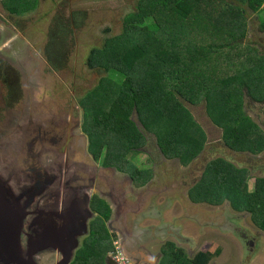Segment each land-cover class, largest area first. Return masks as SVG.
I'll return each mask as SVG.
<instances>
[{
    "label": "trees",
    "instance_id": "16d2710c",
    "mask_svg": "<svg viewBox=\"0 0 264 264\" xmlns=\"http://www.w3.org/2000/svg\"><path fill=\"white\" fill-rule=\"evenodd\" d=\"M36 3L1 0L10 17L30 13ZM247 11L256 15V31L264 39V0H137L119 35L87 58L88 69L101 76L79 101L82 133L94 160L127 175L136 187L150 175L137 171L127 157L138 155L147 142L165 161L186 168L207 143L186 108L199 105L221 131L225 148L261 154L264 134L245 111L264 105V57L244 45ZM67 33V26L51 28L45 59L55 70L67 64ZM249 180L247 170L218 158L205 166L187 199L213 207L228 203L236 213H248L264 232V178L254 180L253 192ZM97 206L102 220L72 264H103L112 252L102 224L108 210L99 201ZM218 254L201 252L189 261L166 250L160 264H208Z\"/></svg>",
    "mask_w": 264,
    "mask_h": 264
},
{
    "label": "rangeland",
    "instance_id": "374dc122",
    "mask_svg": "<svg viewBox=\"0 0 264 264\" xmlns=\"http://www.w3.org/2000/svg\"><path fill=\"white\" fill-rule=\"evenodd\" d=\"M136 1L37 0L34 10L22 17H10L8 13L3 12L0 8V56L9 61L8 63L20 74L23 87L21 107L13 111L16 120L12 122L10 115H6L4 118L5 122L8 118L7 124L12 122L11 129L4 130L5 134L3 133L2 137H5V140L9 139L12 142L21 138L18 135L23 133L27 121L19 116L18 112H23L27 108H30L24 112L28 114L27 117H38L45 123L64 124L71 119L73 123L80 121L81 112L78 102L94 89L101 77L88 69V55L92 49L101 48L108 38L119 35L122 20L126 15L133 13ZM246 15L249 26L244 45L248 44L260 56L264 57V47L261 46L264 45L263 35L256 31L259 21L256 15L249 11ZM56 26H67L69 33L65 37L67 64L55 70L46 62L45 49L50 38L51 28L56 29ZM186 108L192 120L199 124L205 132L208 139L206 149L212 148L208 152L210 155L200 157L186 169L178 166L176 162L162 161L157 158L160 166L156 168L151 184L138 190L133 187V189L130 188L131 196H134V198L130 196L131 199L127 197L123 200V196H120L121 193L127 191V183L120 184L119 180L122 176L116 174L115 178L118 179L119 183L117 186H113L114 191L112 192L117 198L115 207L120 205L122 209L117 213L119 218H114L117 228L110 227V236L113 239L110 245L113 252L105 256L103 264H116L115 258L120 257L119 253L124 258V254L119 249L120 244L117 238L113 236L115 229L118 232V228L122 226L126 231H130L133 236L142 237L143 230L138 228L137 220L138 218L141 221L143 220L141 214L146 212L144 210L147 204L153 203L154 200L159 201L161 204L165 203L163 206V213L167 214L165 217L168 216L169 219L178 218L181 221L179 226L181 232H186L187 229L188 235L186 238L188 243L184 247L188 252V257L198 251L213 254L216 250H219L220 255L214 257L215 259L209 264H239V260L240 264H250L251 261V264H264V247L262 245L257 252L259 255L250 256L253 252L250 253L248 248L241 245L237 235L235 236L233 232H227L224 229L221 230L225 222L240 221L243 216L231 212L227 205L219 208L207 207L208 209H206V207H193L186 201L187 188H189L191 181L199 177V173L206 163L205 160L228 159L238 167H242L246 161L244 157L233 155L224 148L221 142V131L212 127L206 119L202 105ZM245 114L256 125H264V105H254L253 110L246 109ZM17 123L19 127H17ZM0 128H3V126ZM73 134H75V138L80 135L77 134V131ZM82 141L86 144V140L83 139L78 142ZM79 145L81 147L80 143ZM59 154L58 148L53 147L49 155L55 158ZM71 156L76 168L80 165H86L89 168L94 167L90 162V158H88L86 147H82L75 157L71 152ZM149 157L153 159L158 157L151 142L147 143L145 154L140 151L138 155L127 157V160L135 169H141V167L144 169L149 166H145V160ZM7 158L8 156H5L4 159ZM37 159L41 165L44 163L42 156L37 157ZM247 163L254 167L253 162ZM52 167L54 171L59 170L61 172L63 170L59 159L53 161ZM250 175L252 177L247 183L249 190L253 188L254 179L264 177V172L262 174L253 172ZM105 176L110 177L111 173L106 172ZM153 193L158 194L155 196ZM135 202L137 208L136 205H133ZM129 206H132L133 211L137 212L135 216L128 215V213L124 214L126 213L125 208ZM121 215L122 222L120 220ZM205 219L216 225V229L213 228L215 230L214 234L225 233L228 238L219 239L218 236L213 234V241H209V238L202 236L203 233L201 232L197 233L198 238H195L191 226L194 223L203 225L207 221ZM245 220L248 223L249 216H246ZM248 225H250V227L248 226L249 229L252 228L250 222ZM217 230L219 232H216ZM255 238L258 241H264L263 237L258 234L255 235ZM246 251L248 257L243 256L239 259V255L241 256V253L242 255L246 254ZM242 261L245 263H242ZM41 264H44V262Z\"/></svg>",
    "mask_w": 264,
    "mask_h": 264
},
{
    "label": "flooded vegetation",
    "instance_id": "af4514ba",
    "mask_svg": "<svg viewBox=\"0 0 264 264\" xmlns=\"http://www.w3.org/2000/svg\"><path fill=\"white\" fill-rule=\"evenodd\" d=\"M0 8L5 12L1 6V0ZM8 62L9 61H6L5 58H1L0 56V127L3 126V128H0V191L11 193L12 196H16L21 195L28 190H38V197L35 198L33 204L29 208V233L32 236H36L43 231L45 226L50 224L53 225L51 229L55 231V234L52 235H56V241L62 243H54V245H52L55 246L56 250H53L51 247V249L43 252L39 259L41 263L58 264L61 260H66L65 256H69L71 250L68 249L70 242L74 237L81 234L80 226H86L87 235L79 240V249L75 251L73 255L74 257H72L70 261L67 260L68 264H72L76 254L83 248L86 241L92 238L99 220H102V217H100L98 212L99 207L97 206V201L105 204L108 210L107 219L103 221L102 224L104 226V242L111 244L113 239H111L110 236V227L114 226L117 228L114 218H119L117 213L122 209L120 208V205L115 207L117 204V198L112 192L114 191L113 186H117L119 181L120 184L127 183V191L120 194V196H123V200H125L132 195L130 188L133 187L135 190H138L148 187L151 184L156 168H159L160 166V162L157 158L162 161L165 160L159 155L155 159L149 157L145 160V166L149 165L148 168H136L137 171L149 173L150 175V178L142 186L136 187L127 175L121 174L111 167H103L102 159L94 160L91 156L89 153L88 140L82 133V113H80V121L73 123V120L71 119L64 124H55L54 122H42L38 117H27L28 114L24 113L30 109L27 108L23 112H18L19 116L25 118L27 121L23 133L18 135L21 138L15 139L12 142L9 141V139L5 140V137H2L4 130L11 129L12 122L16 120L13 111L21 107V101L23 99V87L20 74ZM6 115L12 117V122L10 124H7L8 118L6 122L4 121ZM16 125L19 127L18 123ZM258 127L264 134V125H259ZM75 131H77L78 135L80 134L76 138L75 134H73ZM81 139L86 140V144L83 141L78 142ZM79 143L81 144V147ZM206 145L201 155L196 157L188 166H191V164L200 157L210 155L208 152L212 148L209 147L206 149ZM53 147H57L60 152L59 156H56L55 158L54 156L52 157L49 155L52 152ZM82 147H86L89 156L88 158H90V162L94 167L89 168L86 165H80L77 168L75 167L76 164L71 160V152H73V157H75L76 153L80 152ZM146 147L147 144L142 149L143 154H145ZM153 149H155L154 146ZM34 150L36 152L35 154ZM227 151L233 155L242 156V158L244 157L246 159L243 164L244 166L242 165V167H238L234 162L228 159L223 160L238 169L247 170L250 179L252 177L250 175L251 173L256 172L257 174H262V172H264V151L257 156H252L248 153H235L229 149H227ZM5 156H8V158L4 159ZM39 156H42L43 164L45 165L40 164L37 159ZM56 159H59L60 166H63L61 172L59 170H53L52 163L53 161H56ZM205 161L206 163L203 169L213 160L207 159ZM247 162H253L254 167ZM106 172H110L111 176L106 177ZM202 172L203 170L200 171L198 178L191 181L189 188H187L186 195L188 190L200 180ZM116 174L122 176L119 181L115 178ZM258 178L262 179L264 177ZM253 190L254 184L249 192H253ZM153 194L156 196L158 193ZM131 197L134 198V196ZM185 199H187V196H185ZM25 201L26 199H22L20 204ZM189 204L193 207H206V209H208L207 207L219 208L227 205L231 212L243 216V218H241V222L237 220L225 222L221 227V230L223 231L224 229L227 232H233L235 236L237 235L240 239L241 245L248 248L250 253L253 252L250 256L258 254L257 252L261 245L264 247V241H258L255 238V235L258 234L264 239V232L254 225L248 213H236L231 209L228 203H224L219 207H213L206 204H192L190 202ZM133 205H136V202ZM164 205L165 203L161 204L159 201L154 200L153 203L147 204L144 210L146 211L145 213L143 211V213L141 212V218H143V220L141 221V219L138 218L137 226L143 230L142 237L133 236L130 231H126L122 226L118 228V232L117 229H115L116 234L112 232L114 234L113 236L117 238V241L120 244L119 249L122 254H124V258L128 264H160L163 259V253L166 250H171L173 252L178 251L189 261L193 260L195 256L201 253L198 251L190 257L187 256L188 252L184 247L187 246L186 244L188 243L186 238L188 235L187 229L186 232H181V228L179 227L181 221L178 218L169 219L168 216L165 217L167 214L163 213ZM125 209L126 213L124 214L128 213V215L133 216L137 214V212L133 211L132 206L126 207ZM246 216H249L248 223L245 220ZM120 220L122 222V215L120 216ZM215 222L217 223L218 221ZM249 222L252 227L250 229V225H248ZM191 227L193 228L191 231H194L195 238H198L197 233L201 232L203 233L202 236H206L209 238V241H213V234L215 232L213 228L216 229V225L211 221L207 220L203 225L194 223ZM216 232L219 231L217 230ZM214 235L218 236L219 239L228 238V235L225 233L220 234L219 232ZM256 241L258 242L256 243ZM216 251L219 253V256L220 251ZM243 256L245 258L248 257L247 251L246 254L242 255L241 253L239 259ZM213 259H211L208 264ZM242 263L245 262L242 261Z\"/></svg>",
    "mask_w": 264,
    "mask_h": 264
},
{
    "label": "water",
    "instance_id": "95a60500",
    "mask_svg": "<svg viewBox=\"0 0 264 264\" xmlns=\"http://www.w3.org/2000/svg\"><path fill=\"white\" fill-rule=\"evenodd\" d=\"M37 191L28 190L21 195L12 196L11 193L0 191V264H41L40 255L51 249L56 250L54 243L57 236L48 225L43 231L32 236L29 233L28 223L29 208L37 196ZM22 199L26 201L20 204ZM79 229V228H78ZM81 234L73 238L68 249H71L66 260H61L58 264H68L74 257V251L78 248L79 240L85 237L86 226H80ZM74 252V253H73Z\"/></svg>",
    "mask_w": 264,
    "mask_h": 264
},
{
    "label": "built area",
    "instance_id": "2783aa9c",
    "mask_svg": "<svg viewBox=\"0 0 264 264\" xmlns=\"http://www.w3.org/2000/svg\"><path fill=\"white\" fill-rule=\"evenodd\" d=\"M115 250H116V248H115ZM119 255H120V257L118 258H115V260H116V264H128L127 263V261L124 259V258H122V256H121V254L119 253ZM118 255V256H119ZM119 261V262H118Z\"/></svg>",
    "mask_w": 264,
    "mask_h": 264
},
{
    "label": "crops",
    "instance_id": "0c3cea01",
    "mask_svg": "<svg viewBox=\"0 0 264 264\" xmlns=\"http://www.w3.org/2000/svg\"><path fill=\"white\" fill-rule=\"evenodd\" d=\"M186 196H187V195H186ZM186 201H187V203L189 204V201H188V199H186ZM112 252H113V251H112ZM112 252H111V253H112ZM124 259H125V258H124ZM125 260H126V259H125Z\"/></svg>",
    "mask_w": 264,
    "mask_h": 264
}]
</instances>
